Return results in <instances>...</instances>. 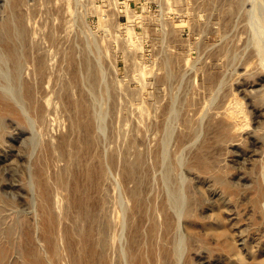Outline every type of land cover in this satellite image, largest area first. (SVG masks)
<instances>
[{
	"label": "rangeland",
	"instance_id": "rangeland-1",
	"mask_svg": "<svg viewBox=\"0 0 264 264\" xmlns=\"http://www.w3.org/2000/svg\"><path fill=\"white\" fill-rule=\"evenodd\" d=\"M258 36L264 0H0V264H264Z\"/></svg>",
	"mask_w": 264,
	"mask_h": 264
},
{
	"label": "bare ground",
	"instance_id": "bare-ground-1",
	"mask_svg": "<svg viewBox=\"0 0 264 264\" xmlns=\"http://www.w3.org/2000/svg\"><path fill=\"white\" fill-rule=\"evenodd\" d=\"M253 18V17H252ZM254 19V18H253ZM258 31V30H257ZM256 31V32H257ZM258 33V32H257ZM264 38V36L263 37H260V36H258V38H257V42H256V44H257V49L264 55V44H263V39ZM256 40V39H255ZM254 40V41H255ZM255 43V42H254ZM9 55H10V57L12 58V59H15L16 58V56H15V48H11V50H9ZM263 66H264V63H263ZM264 72V71H263ZM263 77H264V75H263ZM185 197V196H184ZM180 210V209H179ZM182 211V210H181ZM180 235V234H179ZM182 237V236H181ZM184 238V237H183ZM182 249V248H181ZM182 251V250H181ZM183 253V252H182ZM182 256V255H181Z\"/></svg>",
	"mask_w": 264,
	"mask_h": 264
}]
</instances>
